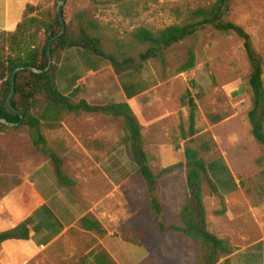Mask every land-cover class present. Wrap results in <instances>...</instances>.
I'll return each mask as SVG.
<instances>
[{
	"label": "rangeland",
	"instance_id": "1",
	"mask_svg": "<svg viewBox=\"0 0 264 264\" xmlns=\"http://www.w3.org/2000/svg\"><path fill=\"white\" fill-rule=\"evenodd\" d=\"M125 1L129 2L127 8L113 0H65L62 6L65 25L70 31H76L79 25H84L87 21L89 32L100 39L107 51L121 50L136 57L141 48L137 45L129 46L131 34L136 28L145 27L157 31L170 24H182L192 10L208 6L215 0ZM55 2L56 0H2L0 13L4 12V20H9L12 23L9 28L14 30L22 12L24 13L23 3L36 5L38 9L52 10ZM225 18L239 24L250 34L255 51L264 61V0H230ZM38 35L42 40L43 32L40 31ZM191 41L193 40L186 39L171 46L164 52L162 59L149 60L156 66L159 79L172 82L173 87L168 88L172 97H176L181 107L186 109V114L182 112L179 121H186V91L194 98L197 105L195 125L198 134L190 145L199 149L203 159H207V150H202V147L213 145L207 127L213 119L228 115L233 109V100L227 92L229 89L224 86L236 79H241L247 85L250 65L239 37L206 26L197 33L194 65L177 73L186 60ZM129 68L124 75L125 79L139 76L150 78L147 68ZM91 91L87 88L83 95L76 94L74 100L84 98L97 105L110 101L96 95L98 90ZM177 125L163 139L158 138V141L149 136L155 128L146 129L143 146L153 155L149 166L158 175L161 166L155 150L160 140L172 145V140L177 135ZM246 125L249 130L246 135L243 126L237 123L223 128L221 142H241L240 140L250 137L258 144L251 135L249 123ZM42 131L48 145L59 154L63 172L72 179V183L66 186L61 184L50 159L40 152L38 146L30 144L26 128L22 127L15 133L0 131V194L9 186L19 184L27 174V181L35 184V189L43 195L53 213L65 222L71 218L74 221L50 245L41 248L24 264H85L84 259L91 251L105 249L100 243L104 235L83 230L77 222L84 214L92 213L93 208H99L102 213L108 212L105 214V224L113 235L108 242L112 241L115 246L113 250L121 264H196L192 240L184 245L174 244L169 240V231L164 234L167 239L165 244L159 240L158 230L144 203L145 183L137 176L128 145L122 141L125 134L122 118L102 113L74 114L64 111L54 127L43 123ZM180 143L183 144L184 141ZM257 147L260 149L259 144ZM256 159L247 161V167L238 172H242V185L251 201L264 205V165L257 164ZM107 171H112L110 176L115 179L114 182L107 177ZM217 171L220 172V168ZM157 181L160 185V197L168 210L164 222H178V210L185 187L183 169L160 175ZM44 186L48 189L46 193ZM203 193L207 194V214L210 224L214 225L211 217L215 209L209 187L205 183ZM214 200L221 207L222 203L216 198ZM244 219L252 221L248 217ZM261 220L264 222V215ZM146 222L147 236L142 239V246L117 238L123 229L134 230ZM239 227L238 222L230 223L226 231L227 239L234 238L241 231ZM246 228H249L248 225ZM244 234L247 236L240 242L254 240L264 234V231Z\"/></svg>",
	"mask_w": 264,
	"mask_h": 264
},
{
	"label": "trees",
	"instance_id": "2",
	"mask_svg": "<svg viewBox=\"0 0 264 264\" xmlns=\"http://www.w3.org/2000/svg\"><path fill=\"white\" fill-rule=\"evenodd\" d=\"M56 0L53 9H38L36 5L27 3L24 13L12 31H0V119H5L13 125L0 122L1 132L15 133L22 127L26 128L29 142L38 146L40 152L53 164L55 174L61 184L70 185V179L62 169L59 154L48 145L47 138L42 131L45 123L54 127L60 121L62 112L80 114L82 112L102 113L113 117L122 118L125 134L122 141L128 145L132 161L136 166V174L145 183L146 192L144 203L147 213L158 230L159 240L162 244L167 242L164 234L169 231V240L174 244L184 245L188 240L193 241L195 263L215 264L219 258L233 251V247L226 238H220L210 232L206 223V211L203 205V185L209 187L210 193L217 194L215 184L207 175L205 160L200 155V150L190 143L197 134L196 119L197 105L194 98L186 91L187 116L186 121H179L177 135L173 138L172 146L178 149L182 145L183 160L159 168V175L154 173L149 162L153 155L143 146L141 126L139 125L130 105L123 100L109 101L103 104H91L84 98L74 100L78 89L70 93H61L55 84V54L72 47L84 48L91 53L107 60L116 74H120L129 67L139 68L142 63L151 58H160L171 46L192 39L184 63L178 68L177 73L191 68L195 63L194 44L199 30L211 26L222 33H233L242 40V47L250 65L247 87L252 96L251 107L247 111V121L250 132L261 149V155L256 159L257 164L264 165V85L262 80L261 56L255 51L250 34L239 24L225 18L229 11L230 0H215L208 6H199L192 10L187 20L182 24H170L157 31L145 27L136 28L132 34L129 46H139L137 56L133 57L125 51H107L100 39L92 35L87 21L79 25L76 31H70L65 25L63 33L55 38L50 45L52 63L46 71L35 73L20 70L14 75V91L11 97V106L16 112L11 111L6 104L10 91V76L18 66H32L43 69L47 65L46 44L61 29L57 14ZM110 2L111 0H101ZM122 3L127 8L128 1L113 0ZM63 17V12H62ZM64 21V18H63ZM87 24V26H86ZM43 32L40 40L39 33ZM21 114L22 119L20 121ZM219 120L213 119V122ZM20 121L19 124H16ZM211 142L212 139L210 137ZM214 144V143H213ZM212 146V145H211ZM204 145L202 150L210 149ZM185 171V187L183 200L178 210V222L165 223L168 210L160 197V185L157 178L160 175L171 174L179 169ZM264 173V170H263ZM222 203V201L220 200ZM225 211L224 205L214 211L221 215ZM78 225L86 231H93L103 236L105 228L92 214L86 213L78 220ZM30 218L21 221L15 227L0 231V244L6 240L28 239ZM147 222L141 223L134 230L123 229L119 237L134 245L142 246V239L147 236ZM85 264H117L105 249L91 251L84 259Z\"/></svg>",
	"mask_w": 264,
	"mask_h": 264
},
{
	"label": "crops",
	"instance_id": "3",
	"mask_svg": "<svg viewBox=\"0 0 264 264\" xmlns=\"http://www.w3.org/2000/svg\"><path fill=\"white\" fill-rule=\"evenodd\" d=\"M1 4L2 0H0V9ZM26 4L23 3V10ZM4 17V12L0 13V31H12L9 28L12 23L9 20H7L9 23L5 21ZM54 58L55 84L61 93H70L77 88V95H83L84 90L89 88V91L98 90L96 95L99 97L101 95L102 98L110 101H126L141 126L142 140L146 137V129L151 127L155 129L149 136L156 138L157 141L158 138L163 139L178 124L182 112L186 114V109L181 107L180 102L176 97H172L168 89L173 87L172 82L159 79L157 68L150 60L139 67L147 68L149 79L141 76L125 79L124 75L130 68L116 74L107 60L84 48L64 49L57 52ZM247 80L248 75L246 82ZM262 80L264 85V61ZM245 85L241 79H236L224 86L229 89L227 92L233 100V109L230 114L220 116L219 120L210 122L207 127L214 144L207 149V159L204 160L207 175L217 189V194L211 193L210 198L215 210L220 208V205H216L215 198L218 202L221 200L225 208L221 215L212 214L211 221L214 220V225L210 224L207 214V194L202 191L207 228L216 236L226 239L228 235L226 231L230 223H240L241 230L234 238L228 239L234 248L233 251L219 258L215 264H264V234L254 240L240 242L247 236L244 232L264 231V222L261 220L264 215V205L251 201L246 188L242 185V172H238L239 169L247 167V161L258 158L261 151L257 147L258 144L250 137L240 140L241 142L236 140L221 142V131L230 124L242 125L246 131L245 135L249 132L246 115L251 107L252 96ZM96 95L95 97H98ZM162 141L160 140L155 150L160 166H168L183 160L182 143H180L181 147L174 149L171 144ZM218 168L220 172L217 171ZM182 169L185 175L184 168ZM105 173L114 182L115 179L110 176L112 171ZM45 189L43 190L46 193L48 189L47 187ZM91 212L106 230L100 243L115 262L121 264L113 250L115 246L112 241L108 242V239L113 236L112 231L105 224V214L108 212L103 211L102 213L99 208L96 210L93 208ZM244 217L251 218L252 221L248 222ZM26 218L31 219L29 238L2 242L0 244V264H24L32 259L41 248L50 245L74 221L71 218L65 222L63 218L56 216L47 205L43 195L35 189V184L27 181V174L23 176L19 184L9 186L0 194V231L11 229ZM246 225L249 228H246Z\"/></svg>",
	"mask_w": 264,
	"mask_h": 264
},
{
	"label": "water",
	"instance_id": "4",
	"mask_svg": "<svg viewBox=\"0 0 264 264\" xmlns=\"http://www.w3.org/2000/svg\"><path fill=\"white\" fill-rule=\"evenodd\" d=\"M64 1L65 0H59L58 3H57V14H58L59 22L61 24V29L58 31L57 34H55L53 37H51L48 40L47 44H46L47 65L45 66V68L38 69V68H35V67H32V66H18L11 73V76H10V91H9V94H8V96L6 98V104H7V107L13 112H16V110L13 109L12 106H11V97H12L13 91H14V75H15V73L20 71V70H28V71H32V72H35V73H40V72L46 71L49 68L50 64L52 63L51 54H50V45H51L52 41L55 38H57L58 36H60L63 33L64 28H65L63 17H62V6L64 4ZM19 116H20V121H21V119H22L21 114H19ZM20 121L18 123H16V124H19ZM0 122L4 123L6 125H13V123L7 122L5 119H0Z\"/></svg>",
	"mask_w": 264,
	"mask_h": 264
}]
</instances>
